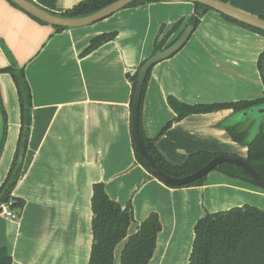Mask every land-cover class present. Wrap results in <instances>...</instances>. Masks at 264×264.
<instances>
[{"label":"crops","instance_id":"0c3cea01","mask_svg":"<svg viewBox=\"0 0 264 264\" xmlns=\"http://www.w3.org/2000/svg\"><path fill=\"white\" fill-rule=\"evenodd\" d=\"M53 14L82 0H28ZM242 12L264 18V0H229ZM191 3L149 2L122 9L96 24L55 33L0 0V69L22 68L31 94V123L21 175L11 197L23 202L17 221L0 216V248L12 264H87L92 243L91 194L103 183L107 197L131 206L128 234L149 214L161 230L149 264H187L193 227L204 213L248 205L264 211V191L248 182L210 172L202 186L167 187L140 165L132 148V84L126 78L152 54L174 24L193 15ZM113 41L81 55L99 34ZM183 48L156 64L141 107L145 137L166 162L180 166L188 155L208 151L246 157L219 122L243 124L239 113L219 110L176 121L168 98L190 106L253 101L264 96L258 57L264 38L224 20L202 16ZM7 134L0 155V181L9 170L20 130V110L11 77L0 74ZM249 119H245V121ZM170 125L161 134L163 129ZM124 241L116 248L119 264Z\"/></svg>","mask_w":264,"mask_h":264},{"label":"trees","instance_id":"16d2710c","mask_svg":"<svg viewBox=\"0 0 264 264\" xmlns=\"http://www.w3.org/2000/svg\"><path fill=\"white\" fill-rule=\"evenodd\" d=\"M7 1L11 6L20 10L17 6ZM116 0H82L76 6L58 14L61 17L79 18L95 13L97 10L112 4ZM228 3L229 0H220ZM149 2H160L158 0H142L131 3L125 9L133 6L147 4ZM194 13L187 21V25L192 26L194 30L198 27L200 19L204 14L213 11L201 4H192ZM214 12V11H213ZM26 14L25 12H23ZM218 13V12H217ZM220 14V13H218ZM32 20L40 25L43 22L26 14ZM220 16L231 24L239 25L249 31H253L264 38V32L255 28H250L236 20H232L222 14ZM264 20V18H261ZM182 22H178L159 40L154 42L153 53L161 51L166 47V42L180 27ZM55 33H60L65 28H53ZM116 37V32L99 34L89 41L88 47L81 55L89 54L95 51L101 45L111 42ZM170 45V44H169ZM168 46V45H167ZM258 67L264 60V51L258 57ZM144 63V61H143ZM142 63V64H143ZM141 64V65H142ZM136 73L126 78L132 84V95L136 85ZM149 73L146 76L145 84L142 90V99L139 107L138 130L142 144L145 147L150 159L167 176L174 178L185 177L208 164L212 158L219 156L210 152L202 151L190 154L185 159L183 165L177 166L166 162L155 147V139H147L141 127V107L144 93L149 82ZM8 74L14 84L20 112V130L17 140L16 150L14 152L9 170L4 181H0V204L15 200L12 205L13 210L20 213L23 202L11 197L21 175L24 152L26 149L29 127L31 123V94L27 83L24 70L16 68L11 63L7 68L0 69V74ZM264 81V80H263ZM131 95V96H132ZM133 98V96H132ZM168 104L173 112L176 113V121H181L184 117L190 115H201L218 110H231L236 113L246 112L254 107L264 105V96L253 101H236L235 103L201 104L190 106L180 104L175 99L169 97ZM171 122L163 129L161 134L167 129ZM224 128L230 139L239 145L247 147L246 162L256 171L258 176L264 180V126L259 125L257 134L253 139L248 140V126L243 124L226 125L221 122L218 128ZM7 134V116L4 108V102L0 90V155L3 150ZM137 162L142 165L150 175L148 169L140 160L137 149L132 143ZM215 172L222 173L227 177L239 179L253 185V182L246 176L244 171L230 164H220L214 169ZM152 176V175H150ZM206 176L199 181L188 184V186H202ZM91 200V235L92 243L90 246V255L87 264H113L115 248L124 241L119 256V264H149L153 257L155 244L161 224L159 216L156 213L149 214L137 227L134 234L129 235L128 230L134 222L132 209L130 205L122 208L119 204L110 200L104 190L103 183L94 184L92 187ZM194 239L191 246V252L187 264H264V211L248 205L232 208L227 211L217 213H204L193 227ZM0 264H12V259L6 248H0Z\"/></svg>","mask_w":264,"mask_h":264},{"label":"water","instance_id":"95a60500","mask_svg":"<svg viewBox=\"0 0 264 264\" xmlns=\"http://www.w3.org/2000/svg\"><path fill=\"white\" fill-rule=\"evenodd\" d=\"M11 3H13L15 6H17L19 9H21L26 14L32 16L33 18L43 22L44 24L52 27V28H65V29H79L80 27H85L89 25L96 24V22L102 21L104 19H107L113 14L119 12L122 9H125L127 6H129L131 3L136 1H142V0H116L112 4L107 5L106 7H103L99 10H97L95 13L82 16L79 18H68V17H61L58 14L50 13L33 3H31L28 0H8ZM160 2H170V3H181V2H187L191 4H201L206 6L207 8L213 10L214 12H218L230 19H234L237 22L246 25L248 27L255 28L257 30H260L264 32V20L249 15L245 12L240 11L237 8H232L228 3H223L220 0H158ZM194 28L192 26L187 25L186 28L182 31V33L179 35V37L170 43V45L166 46L163 50L157 51L149 56L144 63L141 65L137 72L136 76V85L133 91V98L131 103V109H130V131H131V137H132V143L134 144V147L137 149V152L139 154L140 160L142 161L143 165L146 166L148 169L150 175H152L154 178H156L158 181L162 182L163 184L167 186H173V187H185L188 184L194 183L196 181H199L204 176H207L210 172H212L216 167H218L220 164L226 163L233 165L235 167L241 168L246 176L253 182V185L259 187L264 191V180L261 179L255 170L252 169V167L245 162L244 159L240 157H236L233 155H220L217 157L212 158L208 164L203 166V168L186 175L185 177L181 178H174L171 176L165 175L157 166L153 163V161L150 159L145 147L142 144V140L140 137V132L138 130V119H139V107L142 99V90L145 84V78L147 74L149 73V70L152 69L153 66H155L158 63H161L165 61L166 59L172 57L177 52H179L183 46L186 44L185 42L189 39L191 34L193 33ZM261 76L264 79V60L261 64L260 68ZM258 110L264 111V105L260 107H254L253 109H250L246 112H241L240 120L249 119V121L255 120V113ZM262 111V112H263ZM260 112V113H262ZM228 135V134H227ZM229 136V135H228ZM230 138V137H229Z\"/></svg>","mask_w":264,"mask_h":264},{"label":"built area","instance_id":"2783aa9c","mask_svg":"<svg viewBox=\"0 0 264 264\" xmlns=\"http://www.w3.org/2000/svg\"><path fill=\"white\" fill-rule=\"evenodd\" d=\"M15 200L10 199L6 203L0 204V216L6 220L17 221L19 217L18 210H13L11 207Z\"/></svg>","mask_w":264,"mask_h":264},{"label":"rangeland","instance_id":"374dc122","mask_svg":"<svg viewBox=\"0 0 264 264\" xmlns=\"http://www.w3.org/2000/svg\"><path fill=\"white\" fill-rule=\"evenodd\" d=\"M263 110H258L254 115H255V120L251 121V125H250V132H249V136L248 138H252L254 136V134L258 131V125L259 124H263L264 125V111ZM262 112V113H260ZM243 122V120H241ZM249 123V121H245L244 120V125H247Z\"/></svg>","mask_w":264,"mask_h":264},{"label":"flooded vegetation","instance_id":"af4514ba","mask_svg":"<svg viewBox=\"0 0 264 264\" xmlns=\"http://www.w3.org/2000/svg\"><path fill=\"white\" fill-rule=\"evenodd\" d=\"M218 111H219V110H218ZM230 111H231V110H230ZM232 112H233V111H232ZM213 113H215V112H213ZM233 114H234V112H233ZM221 122L226 123V125H229V124H231V125H235V124H232L231 121H230V120H227V119L224 120V121H221ZM221 122H219V123H221ZM251 123H252V122L249 121V123L247 124L248 128L250 127ZM218 125H219V124L216 125V128H218ZM259 125H260V124H259ZM259 125H258V127H259ZM262 125H263V124H262ZM263 126H264V125H263ZM220 128H221V127H220ZM258 129H259V128H258ZM249 132H250V128H249V130H248V136H249ZM257 132H258V131H257ZM257 132L254 134V136L257 134ZM254 136H253V137H254ZM253 137H252V138H248V140L253 139ZM232 142H233V141H232ZM233 143H234V142H233ZM235 144H236V143H235ZM238 145H239V144H238ZM241 146H242V145H241ZM243 147H245V146H243ZM245 148H246V150H247V147H245ZM206 152H208V151H206ZM210 153H212V152H210ZM213 154H218L219 156H220V155H230V154L220 153V152H219V153H213ZM233 156H234V155H233ZM246 157H247V151H246ZM246 157L244 158V160H246ZM242 159H243V158H242ZM245 162H246V161H245ZM213 171H214V170H213Z\"/></svg>","mask_w":264,"mask_h":264}]
</instances>
